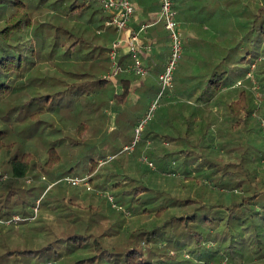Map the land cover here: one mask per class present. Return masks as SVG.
<instances>
[{"label": "trees", "instance_id": "16d2710c", "mask_svg": "<svg viewBox=\"0 0 264 264\" xmlns=\"http://www.w3.org/2000/svg\"><path fill=\"white\" fill-rule=\"evenodd\" d=\"M158 4L160 8L159 0ZM41 6L50 9L46 19L36 23L32 10ZM108 16L101 0H0V154L4 160L0 172L6 175L0 179V264H215L224 259L231 264H241L242 259L255 264L263 260L264 149L249 140L254 127L261 128L260 122H253V95L242 86L239 99L228 104L235 119L234 133L244 130L247 140L230 138L229 133L218 138L211 130L204 131L197 119L187 122L178 106L187 107L189 115L198 111L199 115L204 108H212L215 114L213 95L237 86L256 60L264 57V0L250 1L248 22L236 30L240 42L217 47L216 42L200 38L212 53L200 59L187 77L177 69L175 85L180 78L183 86L160 99L147 123L159 111L162 118L169 117L173 136L165 139L170 148L159 149L164 135L154 125L134 147L155 144L154 155H149L155 168L137 166L132 155L136 149L127 158L118 157L119 151L111 161L105 156L100 175L95 160L87 174L80 173L90 176L91 185L109 188L122 208L95 213L98 207L84 206L77 197L53 194L56 187L63 191L59 184L65 177L62 169L53 177L47 175L63 160L54 139L63 140L65 134L54 123L56 118L78 108L93 114L103 108L106 115L107 108L126 105L133 90V73L122 71L117 76L122 93H117L112 80L100 76L102 70L112 69L110 48L100 42ZM45 34L51 37L48 43ZM162 34L169 37L168 30ZM122 58L128 62L130 56ZM159 89L158 82L147 85L136 105L149 104ZM178 96L192 104L172 102ZM77 98L82 105H75ZM87 124L78 123L77 132L82 133ZM55 131L59 135L53 138ZM207 135L213 141L205 139ZM39 139L47 154L40 159V168L33 155ZM126 169L133 174H119ZM153 172L171 176L175 182L167 189H152L141 179ZM48 176L53 181L44 184ZM124 177L127 182H121ZM127 183L134 186L130 195ZM50 210L59 211L56 218L45 215ZM17 214L31 220L6 223ZM71 224L67 232L59 231L60 225Z\"/></svg>", "mask_w": 264, "mask_h": 264}, {"label": "rangeland", "instance_id": "374dc122", "mask_svg": "<svg viewBox=\"0 0 264 264\" xmlns=\"http://www.w3.org/2000/svg\"><path fill=\"white\" fill-rule=\"evenodd\" d=\"M47 7L41 6L38 9L36 8L35 10H32L33 15V20L34 22L38 23L43 20H45V16L47 15ZM55 18V17H54ZM193 18V17H191ZM55 21L57 20V17L55 18ZM55 21L53 23H55ZM223 25V24H222ZM221 25V26H222ZM227 25V24H226ZM224 25V27L226 26ZM231 26V25H230ZM229 26V27H230ZM184 26H181V33L183 34L184 38V44H185V51L184 55L181 59V62L178 66V71L182 72L181 77H187L189 75V72L192 68H194V65L198 62L200 59H203L204 56H208L211 52L210 48L207 47L206 42L204 41H199L200 38L205 37L208 33V30H202L200 29V25L187 29L188 31H184L182 28ZM186 27V26H185ZM237 31L232 27L230 30H222V31H217L215 33V36L211 37V40H214L217 44V47L220 44L225 45V47H230L235 45L236 43L240 42V36L237 37ZM52 34V32H51ZM48 34H45L44 36V41L46 43L49 42L51 37L47 36ZM165 36V37H164ZM163 39L159 40V49L160 55H162L167 59L170 53V38L167 35H164ZM208 37H210V34H208ZM49 38V39H48ZM198 41V42H196ZM168 42V50L165 51V43ZM164 45V48L162 47ZM167 47V46H166ZM163 50L165 51L163 53ZM208 52H210L208 54ZM168 54V55H167ZM212 60V56L210 57V61ZM256 72H260L259 75L261 78L264 76V57H259L255 65L253 64L250 68L249 73L240 80L239 83H237V86H230L224 89V91L217 93L216 95L214 94V101L213 103L217 102V106L214 108V113L211 108V110H206V106L209 105H200L203 106L204 109H202L201 114V120L198 119L200 117V114L198 115L199 111L197 114H190V110L187 107H180V110L186 115L187 122H191L192 119H194L195 122L196 119L198 122H202L203 130L204 131H209L211 130V134L214 136H217L218 138L222 135H225L229 133V137H236L239 138L240 140L248 139L247 134L245 133L244 130H242L241 134L240 133H234L236 130L232 128L234 125L235 119L233 117L231 118L232 115L229 114V108L228 104L235 102L236 100L239 99V92L243 86V88L249 89V92H251L252 96V106L254 107L253 110V122L254 124L256 122H260L261 128H256L254 127L253 133L249 134V140H255V147L256 148H262L264 149V125L262 123V119L264 118V88L262 87V82L260 81L259 77L257 76ZM180 78L177 79V84L174 86L173 90H176L177 88L183 86V84L180 82L179 85V80ZM242 83V84H241ZM172 93V92H171ZM250 94V93H249ZM212 97V98H213ZM178 100H174L172 102H177L178 104H185L187 103L186 97L183 96H178ZM77 104L75 103L76 106L82 105V102L79 98L75 99ZM115 103V101L113 100ZM190 101L189 103H191ZM151 103V102H150ZM148 104L146 110L140 116L139 119L135 118V114L137 113V110H140L142 106H137L135 103L129 98V101L127 104L123 105L121 109L119 110H114L112 108H107L106 109V115H103V108L99 112H95L94 114L92 111H87L86 108L83 111V108H78L76 110H65L67 112V116L61 115L56 118V121L54 123L58 124L57 126L61 125L63 128V133L65 134V137L63 140L61 137L54 139L57 144H60V152L62 153L63 160L61 163L58 165L54 166L50 171L45 172L49 176H54L53 174H57L60 169L63 170V173L65 177L68 176H79L81 175L80 173H83L84 175L87 174L86 171L89 167H91L90 163L91 160H95L98 167H97V172L98 175H100L104 169H105V162L104 158L105 156L108 155L109 159L108 161H111V158L115 157V155H112L114 152L119 151L118 157L121 156V159L124 157L127 158L129 156V151L124 150V147L126 145H131L135 141L136 137L138 135L143 136L147 133L149 130V126L154 125V129H156L159 133L164 135V140L162 144L159 146V149L161 150H167L170 148L169 144L167 143V140L165 139L166 136H173L169 132L172 131V126L169 125L166 121V119H161L162 116L160 115L161 111L158 112L156 118L150 123L146 124L145 126L147 127L144 131V129L140 132H138L137 127H139V124L141 122V118L143 115L148 111L149 105ZM185 104L188 106V104ZM113 104V103H112ZM192 104V103H191ZM189 104V105H191ZM212 105V103H211ZM89 110V109H88ZM73 111V112H72ZM96 111V110H95ZM155 116V114H154ZM137 119V120H136ZM84 121L85 123H88L85 130L81 132H77L76 127L77 124ZM237 122V121H236ZM187 126V125H186ZM233 134V135H230ZM59 133L55 131L54 137H58ZM161 137V136H160ZM207 140L213 141L209 139V135L206 136ZM217 140V139H216ZM75 141V142H72ZM220 141V140H218ZM216 141V143L218 142ZM221 142V141H220ZM225 142V141H224ZM36 145L33 146V149H35L34 158L37 161V167L40 168V159H43V157L47 156L45 154L42 148V139H39L38 142L35 141ZM152 143L151 141L146 143L148 144L146 148H143L141 146H136V152L133 153L132 155L134 158L137 160L138 163L136 165L142 167L143 170H148V166L155 168V165L153 162L149 161V155L151 156L154 155L155 153V144L150 145ZM154 143V142H153ZM38 144V145H37ZM173 144H171V148ZM219 146H217L218 148ZM221 148V147H219ZM134 150V151H135ZM132 156V158H133ZM42 157V158H41ZM0 161L4 163V160L0 154ZM95 163V164H96ZM152 163V165H151ZM109 164V163H108ZM112 165V164H111ZM73 167V169H71ZM37 168V169H38ZM39 171V170H37ZM36 171V172H37ZM40 171H43L40 170ZM39 171V172H40ZM127 173L128 175L133 174V171L131 169H126V170H119V174L121 173ZM41 173H39L40 175ZM48 176V179L43 181L44 184H48L52 182L53 180ZM89 176V175H86ZM81 177V176H80ZM83 177V176H82ZM144 183L146 185L150 186L152 189H167L171 183L175 182L174 178L171 176H163L159 172H153L148 175H144L142 177ZM36 178L35 180H37ZM90 179V176H89ZM62 183L59 184V187L63 188V191L58 189L57 187L54 188L53 194H57L60 196H68V197H79L84 200V206L91 205L93 207H98L99 209L96 210L95 213H100V210H117L122 208L121 206L117 205L113 201V197L111 196L112 192L110 191L109 188H105L106 186L103 184H98L96 185L95 183H92L91 188L88 189L86 186L84 187L83 185H71L69 184L65 178L61 179ZM121 182H127L128 178L124 177L121 179ZM35 181V182H36ZM34 183V182H33ZM131 183V182H130ZM130 183H127L128 186L126 187L127 189L130 190V188H133L134 186H131ZM32 184V183H28ZM132 184V183H131ZM40 185V183L38 184ZM81 186V187H80ZM51 187V186H49ZM110 187V186H109ZM114 193L118 192L117 188L114 189ZM134 193V191H133ZM132 194V191H129V195ZM110 197V198H109ZM113 203V204H112ZM89 207V206H88ZM83 208V206H82ZM87 211V210H86ZM59 211L52 212L46 211L45 215L52 218H56V214ZM90 213H87V218H89ZM44 215H42L43 217ZM143 219V216H141ZM139 219V220H142ZM31 219L28 218L27 223ZM66 220V219H65ZM26 223V222H25ZM62 225V224H61ZM60 225L59 231L64 233L70 230V228L73 226L67 225L65 227H62ZM75 226V225H74ZM225 261L226 263H224ZM241 264H249L248 261L242 259L240 260ZM215 264H231L229 263L228 260L224 259L222 262H217ZM255 264H264V259L263 260H258L256 261Z\"/></svg>", "mask_w": 264, "mask_h": 264}, {"label": "crops", "instance_id": "0c3cea01", "mask_svg": "<svg viewBox=\"0 0 264 264\" xmlns=\"http://www.w3.org/2000/svg\"><path fill=\"white\" fill-rule=\"evenodd\" d=\"M135 5V13L130 22L129 29L124 31H118L116 28H107L102 29V33L100 36V42L103 43L106 47L110 48L113 41L117 38L125 35L129 31H140L141 25L145 22H155L159 12V4L158 0H132ZM251 0H174L175 7L178 11V21L181 26H184L182 29L186 32L187 29L196 27L200 25V29L208 30L210 33V37L208 34L205 38H208L209 44L215 42L210 38L215 36V33L222 30H230L234 27L235 30L243 29L244 24L248 22L246 16L249 13V6ZM193 17V18H191ZM223 24V25H222ZM227 24V25H226ZM222 25V26H221ZM224 25H226L224 27ZM231 25V26H230ZM152 26H157L156 29H149ZM152 26L148 27L146 30L140 32V36L142 41L145 44L152 45V50L150 52L144 51L143 54V62L147 66L149 73L145 77H136L131 81L132 91L130 93V99L135 103V105L139 102V97L142 94V90L147 86L151 85L153 82L159 83L158 76L164 69L165 63L167 59L159 54V40L163 39V34L166 32V28L164 27L163 22H156ZM186 26V27H185ZM230 26V27H229ZM165 28V29H164ZM149 29V30H148ZM198 42V41H196ZM223 45V44H222ZM167 46V47H166ZM164 48V45L162 46ZM125 47H121L116 53L117 60L120 63H125L126 60L124 58V62H122L123 56H128V53L125 51ZM168 50V42L165 43V51ZM163 50V53L165 52ZM110 49L108 50L107 55L110 56ZM168 55V54H167ZM108 57V56H107ZM111 59V57H110ZM129 59V58H128ZM112 61V59H111ZM129 61V60H128ZM105 62L103 66H106ZM113 65V62H112ZM194 69L197 67V63L194 65ZM111 69L102 70L100 73L101 77L107 78L108 73ZM132 74V73H130ZM113 81L114 86L116 87L117 93H122L123 88L122 85L119 84L117 77L115 79H110ZM174 94L173 91L170 95ZM112 103L113 100H112ZM148 106L144 104L140 110H137V113L134 115L135 118L139 119L140 116L144 113ZM120 106L119 109H121ZM136 119V120H137ZM162 119L170 120L169 117H163ZM77 202L84 203V200L77 197ZM95 230V229H94ZM99 230V228H97Z\"/></svg>", "mask_w": 264, "mask_h": 264}, {"label": "built area", "instance_id": "2783aa9c", "mask_svg": "<svg viewBox=\"0 0 264 264\" xmlns=\"http://www.w3.org/2000/svg\"><path fill=\"white\" fill-rule=\"evenodd\" d=\"M104 11L109 15L105 21V25L108 27H114L118 31H124L129 29L130 22L135 13V5L132 0H101ZM160 9L155 22H145L141 25L140 31H129L125 35L117 38L110 46V57L113 65L111 71L108 73V79H115L122 71L133 73L139 77H145L148 75L149 70L143 62L142 52L152 50V45L145 44L142 41L140 32L146 30L156 22H163L165 28L169 32L170 38V53L165 63L164 69L158 76L160 85L157 96L151 101L148 111L141 118L138 132L142 131L145 125L153 118L159 101L164 95H170L175 86V75L178 69L179 63L183 57L185 51V44L183 34L180 30L178 21V11L175 7L174 0H159ZM125 47L126 53L130 56L129 61L126 64H122L117 60L116 53L121 47ZM240 82V81H239ZM238 82V83H239ZM264 125V118L262 119ZM140 139V136L136 137L135 141L131 145H126L124 150L133 151L136 142ZM152 165V163H151ZM6 178V175L1 174L0 179ZM65 180L72 185H83L88 189L91 188L89 176H67ZM37 211V208L35 209ZM34 218V217H32ZM28 219L23 218L20 215H14L6 223L26 222ZM48 264V263H47Z\"/></svg>", "mask_w": 264, "mask_h": 264}]
</instances>
